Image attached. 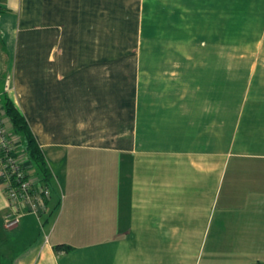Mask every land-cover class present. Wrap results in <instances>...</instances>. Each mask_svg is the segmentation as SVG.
Returning <instances> with one entry per match:
<instances>
[{"label": "crops", "instance_id": "crops-1", "mask_svg": "<svg viewBox=\"0 0 264 264\" xmlns=\"http://www.w3.org/2000/svg\"><path fill=\"white\" fill-rule=\"evenodd\" d=\"M0 79L52 176L10 264H264V0H0Z\"/></svg>", "mask_w": 264, "mask_h": 264}, {"label": "built area", "instance_id": "built-area-1", "mask_svg": "<svg viewBox=\"0 0 264 264\" xmlns=\"http://www.w3.org/2000/svg\"><path fill=\"white\" fill-rule=\"evenodd\" d=\"M0 181L7 199L3 223L16 226L26 213L42 214L51 191L38 186V178L23 151L20 137L11 131V123L0 103Z\"/></svg>", "mask_w": 264, "mask_h": 264}, {"label": "trees", "instance_id": "trees-1", "mask_svg": "<svg viewBox=\"0 0 264 264\" xmlns=\"http://www.w3.org/2000/svg\"><path fill=\"white\" fill-rule=\"evenodd\" d=\"M0 103L11 123L12 133L20 137L25 156L38 178V186H47L51 190L52 176L47 160L33 135L25 116L4 92L0 93ZM45 212L50 214V211H47V209L43 213ZM53 248L54 250L59 251L61 249L68 250L69 247L62 244H55ZM0 264H10V262L0 254Z\"/></svg>", "mask_w": 264, "mask_h": 264}, {"label": "rangeland", "instance_id": "rangeland-1", "mask_svg": "<svg viewBox=\"0 0 264 264\" xmlns=\"http://www.w3.org/2000/svg\"><path fill=\"white\" fill-rule=\"evenodd\" d=\"M5 89V81L0 79V92Z\"/></svg>", "mask_w": 264, "mask_h": 264}]
</instances>
